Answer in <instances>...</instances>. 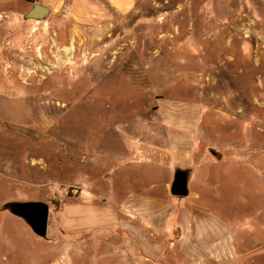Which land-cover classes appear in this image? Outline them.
I'll return each instance as SVG.
<instances>
[{
	"label": "rangeland",
	"instance_id": "rangeland-1",
	"mask_svg": "<svg viewBox=\"0 0 264 264\" xmlns=\"http://www.w3.org/2000/svg\"><path fill=\"white\" fill-rule=\"evenodd\" d=\"M34 1L0 0V264H264V0Z\"/></svg>",
	"mask_w": 264,
	"mask_h": 264
},
{
	"label": "water",
	"instance_id": "water-1",
	"mask_svg": "<svg viewBox=\"0 0 264 264\" xmlns=\"http://www.w3.org/2000/svg\"><path fill=\"white\" fill-rule=\"evenodd\" d=\"M51 14V7L39 1L32 2L29 11L25 14V19L44 20ZM190 168H177L171 183V193L177 197L188 196L190 193ZM5 208L15 215L23 218L41 236L46 237L49 227L50 206L41 200H11L6 202Z\"/></svg>",
	"mask_w": 264,
	"mask_h": 264
},
{
	"label": "crops",
	"instance_id": "crops-1",
	"mask_svg": "<svg viewBox=\"0 0 264 264\" xmlns=\"http://www.w3.org/2000/svg\"><path fill=\"white\" fill-rule=\"evenodd\" d=\"M66 1V0H63ZM75 1V0H74ZM87 1V9L79 18L86 15L84 21H91L93 18L102 17L105 15L102 7H109L114 12L125 14L132 11L136 7V0H85ZM41 2V1H39ZM52 2V1H51ZM44 4L52 5V3L45 1ZM92 17V18H91Z\"/></svg>",
	"mask_w": 264,
	"mask_h": 264
}]
</instances>
